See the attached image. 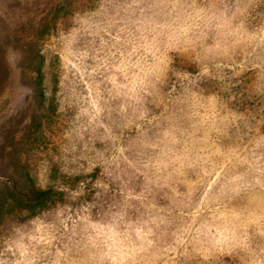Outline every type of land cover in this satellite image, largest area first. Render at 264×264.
<instances>
[{
  "label": "rangeland",
  "instance_id": "rangeland-1",
  "mask_svg": "<svg viewBox=\"0 0 264 264\" xmlns=\"http://www.w3.org/2000/svg\"><path fill=\"white\" fill-rule=\"evenodd\" d=\"M0 264H264V0H0Z\"/></svg>",
  "mask_w": 264,
  "mask_h": 264
}]
</instances>
